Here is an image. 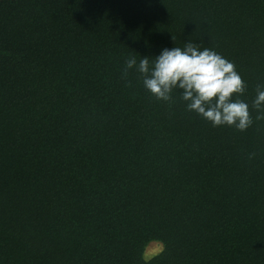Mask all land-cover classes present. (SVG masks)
Listing matches in <instances>:
<instances>
[{
  "label": "trees",
  "instance_id": "obj_1",
  "mask_svg": "<svg viewBox=\"0 0 264 264\" xmlns=\"http://www.w3.org/2000/svg\"><path fill=\"white\" fill-rule=\"evenodd\" d=\"M189 40L251 104L264 0H0V264H264V120L213 127L122 76Z\"/></svg>",
  "mask_w": 264,
  "mask_h": 264
},
{
  "label": "clouds",
  "instance_id": "obj_2",
  "mask_svg": "<svg viewBox=\"0 0 264 264\" xmlns=\"http://www.w3.org/2000/svg\"><path fill=\"white\" fill-rule=\"evenodd\" d=\"M134 70L143 87L157 100L169 102L173 92L180 90V99L188 111L205 119L213 127L228 126L245 131L255 120H264V84H257L249 104L241 99L246 85L233 62L214 49L201 48L191 40L183 47L162 48L150 59L148 56L125 58L122 76ZM164 250L160 243L154 253Z\"/></svg>",
  "mask_w": 264,
  "mask_h": 264
},
{
  "label": "rangeland",
  "instance_id": "obj_3",
  "mask_svg": "<svg viewBox=\"0 0 264 264\" xmlns=\"http://www.w3.org/2000/svg\"><path fill=\"white\" fill-rule=\"evenodd\" d=\"M159 244H160L159 242H154V241L148 243L147 246H145L144 251L142 253L143 259L148 260L154 255L158 254V253H155V254L153 253H154V249L158 247Z\"/></svg>",
  "mask_w": 264,
  "mask_h": 264
}]
</instances>
